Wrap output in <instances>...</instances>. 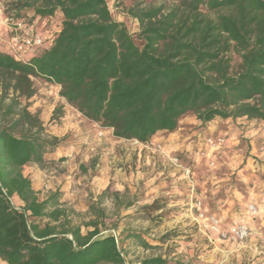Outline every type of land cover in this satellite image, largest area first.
Instances as JSON below:
<instances>
[{
	"label": "trees",
	"instance_id": "trees-1",
	"mask_svg": "<svg viewBox=\"0 0 264 264\" xmlns=\"http://www.w3.org/2000/svg\"><path fill=\"white\" fill-rule=\"evenodd\" d=\"M169 1L129 10L139 26L136 37L113 18L107 0L0 3L5 16L28 26L32 20L19 12L26 7L35 11L33 22L61 17V29L26 61L0 49L2 263L126 264L116 235H102L95 220L83 234L62 195L41 200L24 175L28 165L45 168L60 142L45 135L26 107L18 109L20 98L35 96L33 79L60 87L71 107L119 140L150 143L159 133L175 132L187 115L202 124L217 118L264 122V0ZM136 264L170 263L151 257Z\"/></svg>",
	"mask_w": 264,
	"mask_h": 264
},
{
	"label": "rangeland",
	"instance_id": "rangeland-1",
	"mask_svg": "<svg viewBox=\"0 0 264 264\" xmlns=\"http://www.w3.org/2000/svg\"><path fill=\"white\" fill-rule=\"evenodd\" d=\"M17 1L35 6L37 0H0V3L5 5ZM107 3L113 18L126 23L135 37L139 26L129 16L131 8L137 5H170L169 0H107ZM19 12L32 20L33 31L43 38L45 31L56 34L61 29L60 14L53 22H33L35 11L32 7ZM0 23H3L2 18ZM1 31L6 38L9 37L7 29L2 28ZM6 47L4 44L0 46L2 49ZM234 59L237 65L239 59L237 56ZM33 82L35 96L20 98L21 107L18 109L26 107L37 116L45 135L57 138L59 145L79 142L84 149L74 161L65 157L47 159L45 168L28 165L23 169L24 175L32 181L41 200L60 193L69 219L73 225L81 226L83 234L93 230L90 222L97 221L102 235L114 234L119 238L126 264H136L151 257H162L170 264H264V122L258 121L250 126L242 123L246 122L245 119H239V127L257 130L262 137L251 145V140L243 133L235 152L219 158L213 168L203 162L197 161V164L194 159L183 161L197 171L195 179L198 183L195 187H189L192 184L187 179L180 182L183 174L177 172L178 168L171 162L175 156L164 154L163 157L159 155V159L156 157L155 165L153 162L146 165L151 169L148 179L136 180L131 177L127 165H121L124 160L121 158V140L109 132L113 130L104 129L96 123L99 128L94 135L91 128H85L87 131L80 133L69 131L64 136L52 134L50 125L62 126L64 106L59 102L54 105L56 100L50 93H47L51 96L49 102L43 103L46 96L41 91L48 85L39 78L33 79ZM46 88L50 92L55 90L50 86ZM13 96L11 92L10 97ZM49 103L50 107L54 105V109L44 113L43 106H49ZM91 143L100 145V148L87 154L85 149ZM199 200L209 215L222 219L223 230L244 223L250 228V237L242 243L219 238L198 220L195 204ZM14 203L21 205L18 199ZM128 203H131L130 207H126ZM251 205L258 211L254 218L249 215ZM92 206L104 210V216L98 218V212L91 210ZM127 233L132 236L126 237ZM141 240L150 248L144 247Z\"/></svg>",
	"mask_w": 264,
	"mask_h": 264
},
{
	"label": "crops",
	"instance_id": "crops-1",
	"mask_svg": "<svg viewBox=\"0 0 264 264\" xmlns=\"http://www.w3.org/2000/svg\"><path fill=\"white\" fill-rule=\"evenodd\" d=\"M0 18H2L3 20V23H0V46L3 44L7 46V41L11 36V30L10 27L5 24V16L1 8ZM2 28L8 30V38H6L2 33ZM45 84L55 90L51 92L48 91L49 89L46 88L48 86L42 88L41 92L46 96V98H43L42 102H49L50 97L53 95L56 100L54 105H56L58 102L61 103V105L64 106L62 110L65 111L61 117L62 126L60 128H57L55 126L52 127V125H50L53 131L51 132L52 134L56 136H64L66 135L65 133L69 131L80 133L82 130H88V128H91V133L93 134L95 130H98V125L95 122L86 119L81 113L71 107L65 99L60 97V87L52 83L46 82ZM47 93H50L49 95L51 96H48ZM54 105L52 107H50V103L49 106L42 105L44 109L43 112L46 113L47 110H50L52 108L54 109ZM244 119L246 120V122L242 123L250 126L258 122L256 120H248L246 118H243V120ZM238 120L234 121L232 119L224 120L221 118H217L209 123L202 124L194 115H187L181 119L180 126L175 132L159 133L150 143L137 144L134 141L121 140V153L123 154L121 158L124 159L121 165H127V167L130 169L131 177H133V179L135 178L136 180L148 179L150 175L148 173L151 171V169L146 168V165L151 164L152 162L153 165H155L154 160L156 159V157L159 159V155L162 156L163 154L167 157L180 156L183 161L186 162L194 159L193 162L197 164L198 162H203L206 165H209L210 160L202 156L203 153L209 151L208 145L206 144V138L211 136L215 138L224 137L226 138V145L216 151L210 152V155L212 156L211 160L216 163L219 158H223L224 156L230 155V153L235 152V148L241 142L240 136L243 133H245V137L251 140V145H253L256 140L262 137V135L259 134L260 132H258L257 130H250L251 128L245 129V127H239L238 125L241 122H238ZM242 130H245V132ZM109 132L113 134V131ZM84 142L86 141L84 140ZM157 146H161L163 152L158 151ZM99 148L100 145L98 146L94 143H91L85 149V152L89 154L90 150L96 151ZM82 149H84V146H79V142H76L75 144L73 142L61 143L53 153L49 154L48 159L60 160L61 158L66 157L74 161L75 159H78L79 153L80 151H82ZM156 154L157 156H155ZM176 171L178 172L180 170L178 169ZM193 176L194 180L192 181V186L189 187H195L198 183V180L195 179L197 177V171H194ZM125 179L128 178L125 177ZM184 181L186 180L184 177H182L180 182ZM204 211L206 212L205 208Z\"/></svg>",
	"mask_w": 264,
	"mask_h": 264
},
{
	"label": "built area",
	"instance_id": "built-area-1",
	"mask_svg": "<svg viewBox=\"0 0 264 264\" xmlns=\"http://www.w3.org/2000/svg\"><path fill=\"white\" fill-rule=\"evenodd\" d=\"M4 13V12H3ZM5 16V15H4ZM5 24L10 27L11 36L7 41L6 50L9 51L16 59L26 61L27 57L35 55L42 47L46 45L47 41L52 39L53 34L48 37L40 36L36 31H33L34 26H28L23 22H17L13 18L5 16ZM102 135V134H101ZM139 144L138 141H134ZM206 144L209 151L202 154L203 157L210 160L209 167H215V162L210 155L211 151H216L226 145V138L224 137H207ZM159 151H163L161 146H157ZM173 166L182 172L183 177L192 184L194 169L192 166L185 164L180 156H175L171 159ZM195 208L198 211V220L206 227L210 228L222 240L245 242L250 237V228L247 224L240 223L232 226L229 230L222 229V219L216 216H211L204 211L201 200L197 201ZM258 211L253 205L249 207V215L254 218Z\"/></svg>",
	"mask_w": 264,
	"mask_h": 264
}]
</instances>
